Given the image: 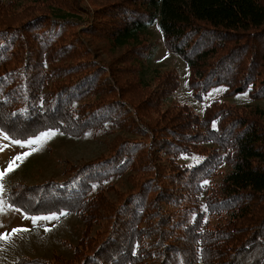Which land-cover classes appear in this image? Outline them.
Here are the masks:
<instances>
[{
    "label": "trees",
    "instance_id": "obj_1",
    "mask_svg": "<svg viewBox=\"0 0 264 264\" xmlns=\"http://www.w3.org/2000/svg\"><path fill=\"white\" fill-rule=\"evenodd\" d=\"M0 15V128L115 135L21 203L83 220L67 264H264V0H0ZM155 25L197 98L250 101L174 100L176 70L146 73Z\"/></svg>",
    "mask_w": 264,
    "mask_h": 264
},
{
    "label": "rangeland",
    "instance_id": "obj_2",
    "mask_svg": "<svg viewBox=\"0 0 264 264\" xmlns=\"http://www.w3.org/2000/svg\"><path fill=\"white\" fill-rule=\"evenodd\" d=\"M4 10H7V8ZM4 16L0 15V18ZM25 17L26 15L22 16L17 23L24 20ZM10 18L14 17L6 15V20ZM84 23L85 25L90 24L87 16H85ZM150 43L153 47L151 49V57L146 64L147 76L148 78L152 77L155 69L176 70L180 77V86L173 97L174 100L191 105L202 115L207 105L213 101L224 99L221 96L224 92V87L219 86H213L203 99L194 95L189 85L187 63L180 55L172 52L165 45L157 25L151 28ZM216 89L221 91H214ZM224 101L226 104H240L250 101V99L248 96L236 95L225 98ZM45 132H49L51 135L43 143L32 146L37 151L22 161H17L19 166L9 173L3 181H0L3 184V191L0 192V201L4 202V211L0 213V233L11 232L13 228L17 227L30 229L28 232L14 236L10 242L0 241V264H16L20 258L25 261L44 258L56 263L55 258L60 257L65 264L74 259V248L85 229L83 220L76 215L70 214L59 216V219L56 220H40L33 223L31 219H25V216H48L53 213H30L21 203L25 202L34 207L40 194H36L37 197L33 200L29 197V191L32 193L37 185L53 179L57 181L65 180L69 176V171H71L72 167L82 165L104 154L108 150L109 140H112L115 136L109 135L107 138H96L90 135L75 137L48 130L27 139L38 137ZM4 133L6 132L0 128V146H7L3 151H0V170L7 168L9 161L13 157L31 150L27 147L21 148L18 145H13L11 137L7 140L3 138ZM122 184H124V190H126L128 182L124 181ZM12 192L15 194L13 197ZM110 195L112 197L114 193L111 192ZM100 226V223L91 225V229L88 227V233L91 231L95 235ZM45 228H50L51 231H45Z\"/></svg>",
    "mask_w": 264,
    "mask_h": 264
},
{
    "label": "snow or ice",
    "instance_id": "obj_3",
    "mask_svg": "<svg viewBox=\"0 0 264 264\" xmlns=\"http://www.w3.org/2000/svg\"><path fill=\"white\" fill-rule=\"evenodd\" d=\"M214 91L219 92L221 90L216 89ZM243 95L246 97L247 93H244ZM213 126H215V124ZM50 135H51V133L45 132V133H42L38 137L26 139L23 141L17 140V139H11V143L13 145H18L21 148L27 147V148H30L31 150L25 151L22 154H18L17 156L13 157L12 160L9 161L7 168H5L4 170H0V181H3V179L9 173L14 171L16 169V167L19 166L17 164V161H22L23 159H25L29 155H31L33 152L37 151V149L35 147H32L33 145L43 143ZM3 138L6 140L10 139L9 135L6 133L3 134ZM5 147H7V146L6 145L0 146V151H3ZM204 183L207 184L208 182L205 181ZM2 191H3V184L0 183V192H2ZM3 203H4L3 201H0V213H2L4 211ZM204 210L207 211V206H205ZM59 215H66V213H60ZM59 215L53 213V214H50L48 216H35V217L25 216V219H31L33 223H36L37 221H40V220H56V219H59ZM28 231H30V229L24 228V227L13 228L11 230V232L0 233V241L10 242L14 236L19 235L20 233H23V232H28ZM45 231H51V229L45 228Z\"/></svg>",
    "mask_w": 264,
    "mask_h": 264
}]
</instances>
